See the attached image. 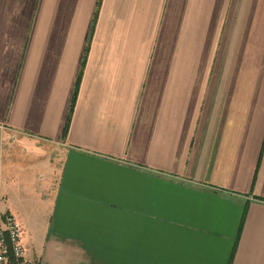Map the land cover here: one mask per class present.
Instances as JSON below:
<instances>
[{
    "label": "crops",
    "instance_id": "0c3cea01",
    "mask_svg": "<svg viewBox=\"0 0 264 264\" xmlns=\"http://www.w3.org/2000/svg\"><path fill=\"white\" fill-rule=\"evenodd\" d=\"M6 213L34 264H264V0H0Z\"/></svg>",
    "mask_w": 264,
    "mask_h": 264
},
{
    "label": "built area",
    "instance_id": "2783aa9c",
    "mask_svg": "<svg viewBox=\"0 0 264 264\" xmlns=\"http://www.w3.org/2000/svg\"><path fill=\"white\" fill-rule=\"evenodd\" d=\"M22 237L23 228L16 217L4 214L0 222V264H34L27 257Z\"/></svg>",
    "mask_w": 264,
    "mask_h": 264
},
{
    "label": "trees",
    "instance_id": "16d2710c",
    "mask_svg": "<svg viewBox=\"0 0 264 264\" xmlns=\"http://www.w3.org/2000/svg\"><path fill=\"white\" fill-rule=\"evenodd\" d=\"M87 54H88V51H87ZM87 54H86V56L84 58V61L82 63V67L85 66ZM82 73H83V68H82ZM79 83H80V77H79L78 82L76 84L75 92H74L73 97H72V102H71V106H70L69 115H68V118H67V121H66V124H65V127H64V131H63V139L64 140L66 139V137L68 135V131H69V128H70V125H71L72 116H73V112H74V108H75L76 101H77V96H78Z\"/></svg>",
    "mask_w": 264,
    "mask_h": 264
}]
</instances>
